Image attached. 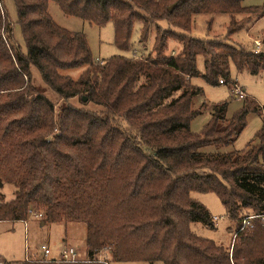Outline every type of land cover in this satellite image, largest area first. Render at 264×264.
<instances>
[{
  "label": "trees",
  "instance_id": "trees-1",
  "mask_svg": "<svg viewBox=\"0 0 264 264\" xmlns=\"http://www.w3.org/2000/svg\"><path fill=\"white\" fill-rule=\"evenodd\" d=\"M14 1L26 51L0 6V181L15 186V197L0 201V221H24L33 211L42 214L41 225H87V259L24 264H106L99 260L103 251L111 264H264L261 107L244 97L243 107L228 115V102L220 101L199 132L191 129L201 113L193 108L202 90L194 78L229 83L231 64L264 76V32L259 52L229 37L264 16V5H244V0ZM52 1L66 15L98 26L112 22L122 50L132 47L140 23V43L152 39L150 54L96 59L84 33L56 23L49 11ZM221 14L228 16L227 31L222 38L211 36ZM198 16L208 17L206 37L193 34ZM33 67L63 100L58 110L35 84ZM80 67L85 69L77 79L62 73ZM74 97L82 107L68 101ZM89 103L97 109L87 108ZM250 112L262 115L255 141L242 151H222L245 128ZM193 192L219 196L237 229L232 247L191 229L195 222L215 228L209 209Z\"/></svg>",
  "mask_w": 264,
  "mask_h": 264
},
{
  "label": "rangeland",
  "instance_id": "rangeland-1",
  "mask_svg": "<svg viewBox=\"0 0 264 264\" xmlns=\"http://www.w3.org/2000/svg\"><path fill=\"white\" fill-rule=\"evenodd\" d=\"M244 5L263 6L264 0H244ZM0 6L5 9L14 26V36L17 43L20 44L23 51H26L21 26L18 23L17 7L14 0H0ZM49 11L60 26L76 32H82L88 39L93 56L96 59L105 60L115 55H124L127 57L148 56L152 48L151 40L144 46L140 43L141 24L137 23L132 34V47L129 50L120 49L115 43V29L112 22L106 25L98 26L87 20L76 16L64 14L55 2H50ZM197 25L193 29V34L199 37L209 35L206 20L207 16H198ZM228 16L225 14L217 15L211 27V36L222 38L227 31ZM244 22L242 21L241 24ZM264 32V16L255 20L247 26L244 23L243 29L234 33L229 37L236 42H242L248 48L255 47V40L262 41ZM263 43V41H262ZM176 47V45H175ZM171 50V49H170ZM169 50V53H170ZM198 68L204 70V57L198 56ZM85 67L72 68L63 70L62 73L70 75L77 79L83 72ZM34 82L41 92H43L58 108L63 100L50 88L43 80L40 71L32 68ZM231 79L229 83H221L211 85L203 78L197 77L193 79V83L202 88L193 99V108L201 109V113L191 121V129L199 132L203 126L210 120L213 105L220 101L228 102V115H232L235 111L243 107L246 97L254 99L261 107L264 113V76L263 74H250L246 71H238L234 64H231ZM241 89L245 93V98L239 97L236 88ZM75 106L82 107V103L78 97L68 99ZM87 108L97 109L93 103H89ZM263 126L262 115L257 112H250L247 117L245 128L235 136L234 140L222 151H242L246 146L255 141L256 134ZM208 151H214V147L207 148ZM0 201L11 200L15 197V186L11 183L0 181ZM192 197L203 203L210 211L214 218L215 228L205 225L202 222H195L191 225V229L198 235L210 238L225 246L234 244L235 228L234 221H231L227 215L226 208L219 196L215 193L193 192ZM216 217V218H215ZM28 224L21 221H0V264H24L26 261L27 247L30 250L38 251L39 246L47 243L52 248V255H57L63 246H73L81 260L87 259V225L84 222H61L48 223L41 225V220L30 216ZM231 226V228H229ZM31 253V252H29ZM41 255V254H40ZM109 255L107 251L101 252L100 261L109 263ZM47 259V258H46ZM78 259V258H77ZM107 259V261H106ZM31 261L43 263H51L48 260L31 258ZM48 261V262H47ZM55 264H61L59 262ZM116 264H150L144 261H122ZM153 264H164L156 262Z\"/></svg>",
  "mask_w": 264,
  "mask_h": 264
},
{
  "label": "built area",
  "instance_id": "built-area-1",
  "mask_svg": "<svg viewBox=\"0 0 264 264\" xmlns=\"http://www.w3.org/2000/svg\"><path fill=\"white\" fill-rule=\"evenodd\" d=\"M255 47L253 48L255 52H259L262 46V41L259 39L255 40ZM236 91L239 94V97L244 98L245 93L239 89L236 88ZM30 216H33L36 219H40L42 217L41 213L31 212ZM255 215L245 217L242 222V227L240 229H244L251 221V218H254ZM216 218V217H215ZM23 222L28 224V220H24ZM38 251H32L30 250L29 246L27 247L26 252V261H31V258H36V260L45 259L50 261H70L75 262L78 260H81L79 257V254L77 253L76 249L73 246H63L57 253V255H52V248L48 246L47 243H43L39 246ZM31 252V253H29ZM41 254V255H40ZM47 258V259H46ZM78 258V259H77Z\"/></svg>",
  "mask_w": 264,
  "mask_h": 264
},
{
  "label": "water",
  "instance_id": "water-1",
  "mask_svg": "<svg viewBox=\"0 0 264 264\" xmlns=\"http://www.w3.org/2000/svg\"><path fill=\"white\" fill-rule=\"evenodd\" d=\"M173 7H171V9H172ZM85 100H86V98H85ZM0 184H2V183H0Z\"/></svg>",
  "mask_w": 264,
  "mask_h": 264
},
{
  "label": "crops",
  "instance_id": "crops-1",
  "mask_svg": "<svg viewBox=\"0 0 264 264\" xmlns=\"http://www.w3.org/2000/svg\"><path fill=\"white\" fill-rule=\"evenodd\" d=\"M43 224V223H42Z\"/></svg>",
  "mask_w": 264,
  "mask_h": 264
}]
</instances>
